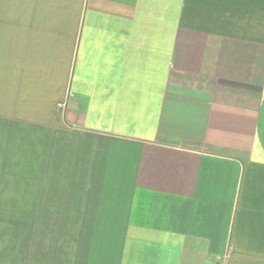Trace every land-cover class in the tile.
Returning a JSON list of instances; mask_svg holds the SVG:
<instances>
[{
    "label": "crops",
    "instance_id": "0c3cea01",
    "mask_svg": "<svg viewBox=\"0 0 264 264\" xmlns=\"http://www.w3.org/2000/svg\"><path fill=\"white\" fill-rule=\"evenodd\" d=\"M0 264H264V0H0Z\"/></svg>",
    "mask_w": 264,
    "mask_h": 264
},
{
    "label": "built area",
    "instance_id": "2783aa9c",
    "mask_svg": "<svg viewBox=\"0 0 264 264\" xmlns=\"http://www.w3.org/2000/svg\"><path fill=\"white\" fill-rule=\"evenodd\" d=\"M57 108H58V110H60V109L62 110L64 108V105H58Z\"/></svg>",
    "mask_w": 264,
    "mask_h": 264
},
{
    "label": "rangeland",
    "instance_id": "374dc122",
    "mask_svg": "<svg viewBox=\"0 0 264 264\" xmlns=\"http://www.w3.org/2000/svg\"><path fill=\"white\" fill-rule=\"evenodd\" d=\"M57 109H58V108H57ZM63 109H64V108H63ZM63 109H62V110H63Z\"/></svg>",
    "mask_w": 264,
    "mask_h": 264
}]
</instances>
